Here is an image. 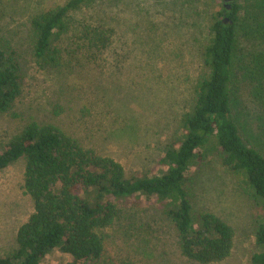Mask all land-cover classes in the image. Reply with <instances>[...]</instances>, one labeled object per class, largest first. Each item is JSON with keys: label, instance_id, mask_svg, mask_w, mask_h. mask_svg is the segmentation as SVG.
Listing matches in <instances>:
<instances>
[{"label": "rangeland", "instance_id": "obj_1", "mask_svg": "<svg viewBox=\"0 0 264 264\" xmlns=\"http://www.w3.org/2000/svg\"><path fill=\"white\" fill-rule=\"evenodd\" d=\"M66 1L0 0V38L19 52L24 69L19 102L0 114V145L33 119L60 126L120 162L128 175L158 172V160L180 133L182 115L206 72L203 51L222 1L93 0L67 16L57 41L60 65L41 68L32 56L29 20ZM237 1L243 12L247 1ZM262 36L249 29L240 33L233 108L241 137L264 155ZM24 167L20 159L0 170V257L16 248L17 229L33 210L23 190ZM188 177L194 212L213 213L235 231L230 255L212 264H252L261 208L245 182L220 164L216 152L193 162ZM119 207L120 217L102 231L105 250L97 264H200L181 254L155 202L131 197ZM70 260L54 249L43 264Z\"/></svg>", "mask_w": 264, "mask_h": 264}, {"label": "trees", "instance_id": "obj_2", "mask_svg": "<svg viewBox=\"0 0 264 264\" xmlns=\"http://www.w3.org/2000/svg\"><path fill=\"white\" fill-rule=\"evenodd\" d=\"M91 1L68 0L30 18L31 52L39 67L60 65L57 41L67 29V16ZM246 1L243 12L237 0L229 9H216L203 51L206 72L195 86L192 107L182 115L180 133L158 160V172L128 175L120 162L60 126L33 119L0 145V170L24 160L23 190L33 205L17 229L16 248L0 257V264H43L54 249L69 255V264H97L105 250L102 231L115 223L121 202L131 197L158 205L183 256L200 264L222 262L232 251L234 228L213 213L196 214L187 188L193 162L205 161L212 152L245 182L261 208L251 263L264 264V155L241 137L233 108L240 33L262 31L264 37V0ZM23 70L19 52L0 38V114L19 102Z\"/></svg>", "mask_w": 264, "mask_h": 264}, {"label": "flooded vegetation", "instance_id": "obj_3", "mask_svg": "<svg viewBox=\"0 0 264 264\" xmlns=\"http://www.w3.org/2000/svg\"><path fill=\"white\" fill-rule=\"evenodd\" d=\"M221 1H222V0H221ZM233 1H234V0H231V1H229V2H224V1H222V5H223L225 8L229 9L230 6H231V3H232Z\"/></svg>", "mask_w": 264, "mask_h": 264}, {"label": "water", "instance_id": "obj_4", "mask_svg": "<svg viewBox=\"0 0 264 264\" xmlns=\"http://www.w3.org/2000/svg\"><path fill=\"white\" fill-rule=\"evenodd\" d=\"M222 1H224V2H229V1H231V0H222Z\"/></svg>", "mask_w": 264, "mask_h": 264}]
</instances>
